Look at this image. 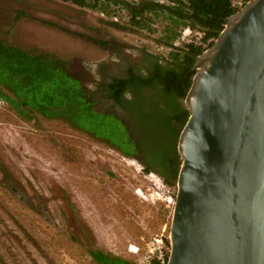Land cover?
Segmentation results:
<instances>
[{
  "label": "rangeland",
  "instance_id": "1",
  "mask_svg": "<svg viewBox=\"0 0 264 264\" xmlns=\"http://www.w3.org/2000/svg\"><path fill=\"white\" fill-rule=\"evenodd\" d=\"M19 11L27 17L16 20ZM121 16L116 20L123 29L112 26L113 17L57 0H0V40L49 54L78 77L97 78L96 70L121 53L135 59L154 54L165 62L170 50L159 38L169 22L160 20L149 33L128 27ZM82 84L93 92L94 84ZM79 99L69 123L19 115L0 97V264H98L95 252L148 264L153 238L169 247L175 183H163L87 135L113 139L117 125L110 116L92 114L83 90ZM118 137L122 141L114 142L128 151L126 135Z\"/></svg>",
  "mask_w": 264,
  "mask_h": 264
},
{
  "label": "water",
  "instance_id": "2",
  "mask_svg": "<svg viewBox=\"0 0 264 264\" xmlns=\"http://www.w3.org/2000/svg\"><path fill=\"white\" fill-rule=\"evenodd\" d=\"M191 72L167 264H264V0L228 17Z\"/></svg>",
  "mask_w": 264,
  "mask_h": 264
},
{
  "label": "trees",
  "instance_id": "3",
  "mask_svg": "<svg viewBox=\"0 0 264 264\" xmlns=\"http://www.w3.org/2000/svg\"><path fill=\"white\" fill-rule=\"evenodd\" d=\"M57 1L113 17L116 22H111L112 26L120 29L124 27H121L116 19L117 17L123 19L122 13L128 27L149 33L160 20L169 22L159 38L160 45L170 50L169 57L165 60L166 67L157 64L155 77L150 73L147 79L134 75L130 79L115 80L109 86V90L123 91L127 85L132 84L131 82L148 86H154L156 83L162 85L165 100L173 111L172 117L179 123V131L175 134L177 139L188 118L183 99L194 75L191 69L196 58L202 53L193 45L174 46L179 34L178 26L201 30L207 37L216 39L226 19L238 11L233 7L234 0H168L167 3L151 0L138 3L123 0ZM22 16L27 17L19 11L15 19ZM94 43L100 47L109 45L97 40ZM157 58L163 60L158 56ZM82 90L79 77L71 74L63 61L49 54H30L0 40V97L8 102L17 114L26 117L39 114L45 118L63 119L70 123L74 103L80 101ZM84 102L88 107V102ZM88 108L92 114L103 116ZM90 132L94 137L97 136L93 131ZM176 158V164L179 165L178 157ZM176 177L177 169L172 178L174 182L168 184L175 183ZM91 256L98 264H130L101 252L92 253ZM148 264H159V262L151 260Z\"/></svg>",
  "mask_w": 264,
  "mask_h": 264
},
{
  "label": "flooded vegetation",
  "instance_id": "4",
  "mask_svg": "<svg viewBox=\"0 0 264 264\" xmlns=\"http://www.w3.org/2000/svg\"><path fill=\"white\" fill-rule=\"evenodd\" d=\"M120 56L119 60L107 62L98 68L97 78L85 72L79 74L83 92L88 96V100L92 101V110L97 114L110 116L115 121L117 127L114 126V129H117V133L112 137L114 140L83 133L111 148L115 153L131 158L142 166L145 173L156 175L163 183L174 182L172 178L176 169L178 172L179 166L176 164V157L179 160L176 149L178 138H175L179 123L172 117L173 111L165 100L163 86L157 83L154 86L134 84L130 81L132 84L127 85L123 91L109 90L115 80L130 79L134 75L147 79L150 73L155 77L156 65L166 67V63L156 55L148 53H142L136 59L124 53ZM83 81L94 84L93 92L87 91ZM178 101L181 102L180 99ZM120 131L127 137L125 144L129 145L128 151L121 149L114 142L119 138Z\"/></svg>",
  "mask_w": 264,
  "mask_h": 264
},
{
  "label": "built area",
  "instance_id": "5",
  "mask_svg": "<svg viewBox=\"0 0 264 264\" xmlns=\"http://www.w3.org/2000/svg\"><path fill=\"white\" fill-rule=\"evenodd\" d=\"M248 0H234L233 7L240 10ZM177 38L175 39L174 46L182 45H193L198 47L202 52L207 51L215 42V38L207 37L205 32L193 29L189 26L182 27L179 31ZM160 184H162L160 182ZM162 189H166L165 186ZM165 191V190H164ZM177 188L172 190V195L169 197L168 203L174 206L175 196ZM143 198V197H142ZM170 248L166 247L161 237L153 238V240L147 246V256L146 259L148 263L151 260H156L159 264H167Z\"/></svg>",
  "mask_w": 264,
  "mask_h": 264
},
{
  "label": "bare ground",
  "instance_id": "6",
  "mask_svg": "<svg viewBox=\"0 0 264 264\" xmlns=\"http://www.w3.org/2000/svg\"><path fill=\"white\" fill-rule=\"evenodd\" d=\"M164 190H166V189H164Z\"/></svg>",
  "mask_w": 264,
  "mask_h": 264
}]
</instances>
